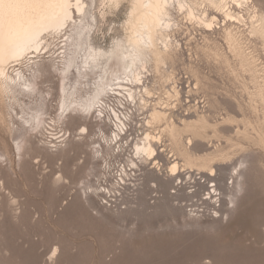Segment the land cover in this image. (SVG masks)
<instances>
[{
	"label": "rangeland",
	"instance_id": "1",
	"mask_svg": "<svg viewBox=\"0 0 264 264\" xmlns=\"http://www.w3.org/2000/svg\"><path fill=\"white\" fill-rule=\"evenodd\" d=\"M252 1L251 11L264 16V0ZM103 10L100 2L92 6L98 17ZM128 11L125 3L94 28L100 46L125 36ZM244 14L247 26L235 37L243 56L223 29L207 33L186 14H174L166 65L153 64L146 75L153 96L134 103V123L145 117L148 126L138 142L147 131L162 136L160 167L143 157L142 176L125 185L103 170L111 150L95 148L101 134L110 142L108 125L74 111L59 124L54 70L66 37L48 38L39 92L19 90L16 103L0 95V264H264V36L250 37L251 12ZM174 87L180 101L170 97ZM154 109L168 118L151 127ZM36 111L55 122L50 133L45 123H27ZM83 127L89 134L80 135ZM62 128L65 141L52 148ZM174 158L184 164L175 182L168 174ZM205 161L209 166H201ZM209 167L217 181L209 183ZM213 184L220 195L209 200Z\"/></svg>",
	"mask_w": 264,
	"mask_h": 264
},
{
	"label": "bare ground",
	"instance_id": "2",
	"mask_svg": "<svg viewBox=\"0 0 264 264\" xmlns=\"http://www.w3.org/2000/svg\"><path fill=\"white\" fill-rule=\"evenodd\" d=\"M97 2L106 9L100 13V17L92 12V6ZM125 3L128 4L129 10L122 28L125 36L116 39L109 48L100 46L96 42L97 38H94V28L101 20H105L109 13ZM252 4V0H0V95L3 94L15 102L19 90L29 94L39 92L37 79L48 70L40 56L50 53L48 38L64 32L66 39L63 40V51L59 57L60 61H57L58 69L54 70L59 76V124L72 111L82 113L86 117H91L93 113L97 120L111 128L110 142H107L108 139L105 142L104 135L101 134L99 141L102 146L99 144V147L95 148L98 152H102L104 146L109 148V155L113 158L114 144L119 138L114 125L117 128L119 125L112 118L106 100L121 98L134 105L137 97H142L145 101L144 97L153 96L149 88V68L154 64L156 70H160L166 65L173 47L171 31L176 27L174 14H186L189 21L199 24L207 33L223 29L227 39L236 42L235 45L232 44L237 50V55L243 56V52L238 50L240 47L236 48L240 42L235 37L241 26H247L244 11L251 12L250 37L254 38L257 34L264 36V16L257 10L251 11ZM216 14L224 18L222 26H219ZM255 23L259 24L255 26ZM244 60L245 57L241 64ZM246 62L250 67L255 63L249 60ZM26 64L27 67L23 68ZM147 74L149 76H146ZM72 75L76 76L74 82ZM94 75H97V78L91 84L87 77ZM82 83L88 84L82 86ZM197 89L195 85L192 90ZM172 90L174 94L170 97L180 101L181 93L178 87ZM167 118L166 113L154 109L148 124L154 127L153 125ZM50 121L55 123L51 119ZM51 122L49 118H44L40 111H36V116L31 122L27 121L37 127H42L45 123L46 134L54 127ZM171 122L173 126L169 125V131L173 137L175 127L174 122ZM62 131L64 134L58 138H61L59 141L49 142L52 148H58L65 141L62 138L68 132L63 128ZM153 133L147 131L140 142L139 137L133 138L130 148L132 155L136 152L137 158L146 157L145 162L152 161L156 168L159 164L158 148L162 146L163 141L161 135ZM86 134H89V130L83 127L80 135ZM188 145H193L192 138L188 140ZM132 164L136 165V161ZM206 164L205 161L201 166L205 167ZM104 165L110 167L109 159L104 160ZM159 167L160 165L157 168ZM181 167H184V164L177 158L169 163L170 180L177 181L176 176L180 174ZM208 172L209 183L217 181L214 167ZM181 184L183 180H179L176 186ZM242 185L243 181H238L237 186L241 188ZM210 189L212 191L208 193L209 200L220 195L217 184H213ZM56 252L57 249L52 256Z\"/></svg>",
	"mask_w": 264,
	"mask_h": 264
},
{
	"label": "built area",
	"instance_id": "3",
	"mask_svg": "<svg viewBox=\"0 0 264 264\" xmlns=\"http://www.w3.org/2000/svg\"><path fill=\"white\" fill-rule=\"evenodd\" d=\"M106 101L107 107L109 109L110 114L112 115V118L119 125L118 128L114 125V130L119 135V138L117 141H115L114 144V157L109 159L110 167H105L103 163V170H110L116 182H121V185H125L126 182L129 181V179H139V177L143 174L141 172V168H143V163L139 158L136 157L135 154H133L132 156V149L130 147L131 143L133 142V138L136 139L138 135L142 136V133L148 127L143 126L146 125V123H144L145 117H142L143 121L138 120L141 121L138 123V125L134 123L135 107L133 104H128L125 102L126 100H121V98H113ZM119 119H122V121L120 122ZM144 128L146 129L144 130ZM132 160L136 161V165L132 164ZM149 162L150 161L148 160V164Z\"/></svg>",
	"mask_w": 264,
	"mask_h": 264
}]
</instances>
